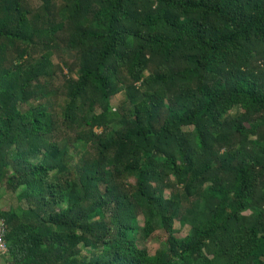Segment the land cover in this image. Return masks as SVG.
Returning a JSON list of instances; mask_svg holds the SVG:
<instances>
[{
  "label": "trees",
  "instance_id": "obj_1",
  "mask_svg": "<svg viewBox=\"0 0 264 264\" xmlns=\"http://www.w3.org/2000/svg\"><path fill=\"white\" fill-rule=\"evenodd\" d=\"M0 187L8 264H264V0H0Z\"/></svg>",
  "mask_w": 264,
  "mask_h": 264
},
{
  "label": "rangeland",
  "instance_id": "obj_2",
  "mask_svg": "<svg viewBox=\"0 0 264 264\" xmlns=\"http://www.w3.org/2000/svg\"><path fill=\"white\" fill-rule=\"evenodd\" d=\"M58 58H54V62L57 64L58 63ZM124 99V95L122 93H119L115 96L112 97V104L113 106H117L119 102ZM175 228L177 229V236H185L188 232V226L182 225L179 221L175 222ZM162 240H165L166 234H161ZM145 247L149 250L151 254L155 253V251L160 247V242H147L145 244Z\"/></svg>",
  "mask_w": 264,
  "mask_h": 264
},
{
  "label": "crops",
  "instance_id": "obj_3",
  "mask_svg": "<svg viewBox=\"0 0 264 264\" xmlns=\"http://www.w3.org/2000/svg\"><path fill=\"white\" fill-rule=\"evenodd\" d=\"M16 193L9 192L0 187V213L10 206L16 205ZM0 264H8L4 256L0 255Z\"/></svg>",
  "mask_w": 264,
  "mask_h": 264
},
{
  "label": "built area",
  "instance_id": "obj_4",
  "mask_svg": "<svg viewBox=\"0 0 264 264\" xmlns=\"http://www.w3.org/2000/svg\"><path fill=\"white\" fill-rule=\"evenodd\" d=\"M7 226L4 218L0 217V255L4 256L8 253V245L6 242Z\"/></svg>",
  "mask_w": 264,
  "mask_h": 264
}]
</instances>
